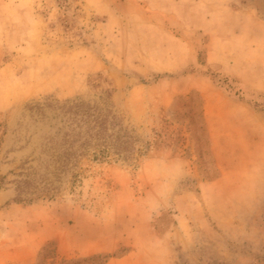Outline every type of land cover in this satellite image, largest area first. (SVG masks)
I'll list each match as a JSON object with an SVG mask.
<instances>
[{"label": "rangeland", "instance_id": "374dc122", "mask_svg": "<svg viewBox=\"0 0 264 264\" xmlns=\"http://www.w3.org/2000/svg\"><path fill=\"white\" fill-rule=\"evenodd\" d=\"M0 264H264V0H0Z\"/></svg>", "mask_w": 264, "mask_h": 264}, {"label": "trees", "instance_id": "16d2710c", "mask_svg": "<svg viewBox=\"0 0 264 264\" xmlns=\"http://www.w3.org/2000/svg\"><path fill=\"white\" fill-rule=\"evenodd\" d=\"M80 106H81V105H75V106H74V109H76V110L78 111V109H79Z\"/></svg>", "mask_w": 264, "mask_h": 264}, {"label": "crops", "instance_id": "0c3cea01", "mask_svg": "<svg viewBox=\"0 0 264 264\" xmlns=\"http://www.w3.org/2000/svg\"><path fill=\"white\" fill-rule=\"evenodd\" d=\"M218 167V166H217ZM218 169H219V167H218ZM221 173V172H220ZM221 175V174H220ZM220 177L221 176H219L218 178H217V182L216 183H218L219 182V180H220Z\"/></svg>", "mask_w": 264, "mask_h": 264}]
</instances>
